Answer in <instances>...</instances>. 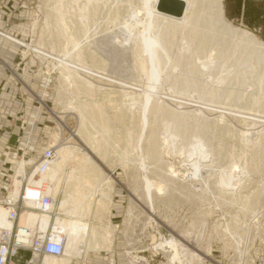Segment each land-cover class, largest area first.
<instances>
[{
	"label": "rangeland",
	"instance_id": "obj_1",
	"mask_svg": "<svg viewBox=\"0 0 264 264\" xmlns=\"http://www.w3.org/2000/svg\"><path fill=\"white\" fill-rule=\"evenodd\" d=\"M187 1L185 17L174 20L154 13L153 0H0L11 15L0 38L14 45L0 43L7 57L0 68L19 75L21 108L33 106L40 117V145L69 144L76 155L60 175L56 207L63 187L73 194L78 178L91 181L84 187L91 210L82 219L89 231L62 257L41 261L264 258V0ZM243 33L256 43L243 42ZM145 37L157 40L156 78L148 75ZM30 160L21 172H32ZM80 165L83 175L76 170L66 182ZM57 210L55 222L67 218ZM114 240L124 245L119 252L111 251Z\"/></svg>",
	"mask_w": 264,
	"mask_h": 264
},
{
	"label": "built area",
	"instance_id": "obj_2",
	"mask_svg": "<svg viewBox=\"0 0 264 264\" xmlns=\"http://www.w3.org/2000/svg\"><path fill=\"white\" fill-rule=\"evenodd\" d=\"M56 157L57 145L45 146L37 158L29 161L34 167L32 172L19 171L17 185L10 181L4 195L0 196V209L4 214V221L0 222V264H37L34 256L63 255L65 236L55 227V218L60 215L56 200L45 193L47 186L43 182L35 180V176L40 177L50 168ZM23 213L35 215L37 220L22 225ZM41 217H48V221L41 222L38 220Z\"/></svg>",
	"mask_w": 264,
	"mask_h": 264
},
{
	"label": "crops",
	"instance_id": "obj_3",
	"mask_svg": "<svg viewBox=\"0 0 264 264\" xmlns=\"http://www.w3.org/2000/svg\"><path fill=\"white\" fill-rule=\"evenodd\" d=\"M5 12L0 9V24L3 25H7L8 17L11 18V15ZM10 41L0 38V43L12 48L14 45H11ZM3 55L4 53L0 52L2 61L7 59ZM7 56L9 55L7 54ZM19 78V75L11 69L0 68V196L4 195L10 181L16 183L15 180H18L17 173L20 171V165L24 158H37L45 147L40 145V117H35L33 114L35 111V109H31L33 106L29 109L21 108L23 85ZM30 84L37 88L33 78ZM26 104L28 105V103ZM59 177L61 180V176ZM65 181L67 182V178ZM68 188L67 186L63 187V196L72 194L71 191L68 192ZM111 247L112 252H119L124 245L120 240H114ZM117 259V264H126L119 260L120 256L118 255ZM98 261V264H105L103 257ZM258 264H264V258Z\"/></svg>",
	"mask_w": 264,
	"mask_h": 264
},
{
	"label": "bare ground",
	"instance_id": "obj_4",
	"mask_svg": "<svg viewBox=\"0 0 264 264\" xmlns=\"http://www.w3.org/2000/svg\"><path fill=\"white\" fill-rule=\"evenodd\" d=\"M93 1H95V0H93ZM184 1L186 2L185 11H184L183 16H181L179 18H174V17H170V16H167V15H164V14L159 13L156 10L157 0H153L151 8H152V11L154 13L159 14V15H161L163 17L170 18V19H174V20H182L185 17V15L187 14V11H188V1L187 0H184ZM147 2H148V0H146V3ZM214 3H215L214 5H216V1ZM95 5H97V4H95ZM100 8H101V6L99 7L98 10H100ZM214 8H215V6H214ZM111 10L114 11V9H111ZM126 25H129V24L127 23ZM243 42L248 43L249 45H251L253 43L254 44L256 43L254 39L248 37L247 34H245V33H243ZM156 44H157L156 38H151V37H149V38H146L145 37L144 38V47H145V50L148 51V53H149L148 60L150 62V68L148 67L149 68V74L148 75H150L151 78H156L158 76V71L156 70V67H155V59L157 57L156 56V50H155V48L157 47ZM160 50H161V48H160ZM32 51H34L35 53L40 54V55H42V56H44L46 58H51L53 60H57L58 63H64L63 62L64 59H60V58L55 57L53 55L47 54L46 52L41 51L39 48H32ZM64 64H66V63H64ZM83 65H85V64H83ZM71 67H74V66H71ZM74 68H76L79 71H82L84 73H87L88 75L98 76L97 74H95L92 71H90V69H88V66H81V67H74ZM109 82H112V81H109ZM149 87L150 88H148V89L146 88V89L148 91H150V92H154V89H153L154 86L153 85H149ZM152 96H154V95L148 93V97H147L146 102H148L149 99H150V97H152ZM173 100H174V98H173ZM62 124H64V123H62ZM82 149H84V148H82ZM72 160H76V155L74 154V151L72 150L71 145L59 143V145L57 146V157H56L55 161L52 163V165L50 166V168L39 177L40 179L38 178L40 182H44V180H46L44 177L47 174V180H48L49 183H47L48 186H47V188L45 190V193L46 194H51L53 197H55V195L60 191V189H61L60 188V182H59L60 181V177H59L60 176V173H61V171L64 170V168L66 167V165L70 161H72ZM78 161H80V160H78ZM83 161H84L83 163L87 164V166L89 168H86V166H81L80 165V166L76 167L73 170L71 169L70 172L67 175V179H74L75 176H76L75 175L76 170L79 171L80 173H82V175H83V172H84V169L85 168L88 169L89 173H90V171L93 172L92 169L89 170L90 169V166L93 164V161L91 160V158L89 156H84L83 157ZM79 163H81V162H79ZM79 163H78V165H79ZM23 168H24V163H23ZM84 176H83V178H78V181L81 182V186L78 187V189L76 190V193L64 195V197L60 200V202H59V204L57 206L59 208V210H63L62 212H64L65 215H66V217H67V218H64V219L59 220V222H55V227L62 234H64V236H65V249H64V253H65V251L67 249L72 248L71 246L73 244H75L79 240H82L84 238L85 234L87 233V231H89L88 230L89 229L88 228V224L85 223V222H83L82 219L84 217H86L88 215V213L90 212V210H91V203H89L86 206H84L85 198H87V194L89 192L88 191L86 193V190L87 189L85 190L84 187L85 186H88V184L90 185L91 181H90V183H87L88 182V177L86 176L87 178H85ZM82 180H83V183H82ZM104 180H106V179H104ZM103 182H101V183H103ZM145 184H146L145 185L146 195H147L148 199H151L152 196H151V192H150L151 189H150L149 181H147ZM94 188L95 187H93V189ZM106 191H108V190H106ZM36 220H37L36 219V216L35 215H32V214L23 213L21 215V217H20V222H21L22 225H24V224H27V225L32 224ZM38 220H40L43 223H46L48 221V217H41ZM3 221H4V214H3L2 211H0V222H3ZM93 227L95 228V226H93ZM94 228L91 229L92 236H94L96 234L95 233L96 231L94 230ZM170 244H171V242H170ZM172 244H175V243H172ZM194 253L195 252H193L192 254H194ZM46 257H48V256H46ZM33 261L36 262V263H39L41 260L39 259V257L34 256ZM40 264H47V262H44L42 260Z\"/></svg>",
	"mask_w": 264,
	"mask_h": 264
},
{
	"label": "water",
	"instance_id": "obj_5",
	"mask_svg": "<svg viewBox=\"0 0 264 264\" xmlns=\"http://www.w3.org/2000/svg\"><path fill=\"white\" fill-rule=\"evenodd\" d=\"M186 7L184 0H157L156 10L164 15L179 18L183 16Z\"/></svg>",
	"mask_w": 264,
	"mask_h": 264
}]
</instances>
